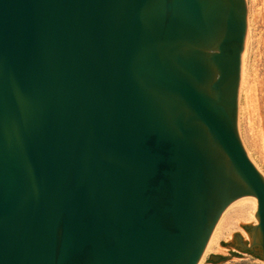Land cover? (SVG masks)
Returning <instances> with one entry per match:
<instances>
[{
	"label": "water",
	"instance_id": "obj_1",
	"mask_svg": "<svg viewBox=\"0 0 264 264\" xmlns=\"http://www.w3.org/2000/svg\"><path fill=\"white\" fill-rule=\"evenodd\" d=\"M245 36V0H0V264H197L240 198L219 244L264 262Z\"/></svg>",
	"mask_w": 264,
	"mask_h": 264
},
{
	"label": "rangeland",
	"instance_id": "obj_2",
	"mask_svg": "<svg viewBox=\"0 0 264 264\" xmlns=\"http://www.w3.org/2000/svg\"><path fill=\"white\" fill-rule=\"evenodd\" d=\"M245 7L246 36L237 98V132L247 157L264 178V0H245ZM231 222L232 228L225 231L218 240L219 251L216 248L217 252H208L202 264H212L206 263L208 256L212 254L229 257V248H224L219 243L230 241L234 233L246 241V248L249 247L248 240L243 236L245 232L238 224L256 225V221L233 219ZM240 256L244 257L243 260H227L224 264H264L246 253H241Z\"/></svg>",
	"mask_w": 264,
	"mask_h": 264
},
{
	"label": "bare ground",
	"instance_id": "obj_3",
	"mask_svg": "<svg viewBox=\"0 0 264 264\" xmlns=\"http://www.w3.org/2000/svg\"><path fill=\"white\" fill-rule=\"evenodd\" d=\"M254 212H255V201L254 200L250 198H240V199H236L232 201L220 215L214 229L212 230V233L210 234V237L203 251V254L198 260L197 264H202L204 256L208 252L215 251V249L217 248L218 240L221 239L225 231L230 230L232 228L231 221L233 219L235 220L236 219H245V220L247 219L249 221L251 220L255 222V220L252 219V214ZM243 236L245 237L246 240H248L245 233L243 234Z\"/></svg>",
	"mask_w": 264,
	"mask_h": 264
},
{
	"label": "flooded vegetation",
	"instance_id": "obj_4",
	"mask_svg": "<svg viewBox=\"0 0 264 264\" xmlns=\"http://www.w3.org/2000/svg\"><path fill=\"white\" fill-rule=\"evenodd\" d=\"M247 245V244H246ZM231 253H233V255L229 258V259H225L224 256H221V258L219 260H217L216 262H212L213 264H224L227 260H243V258L240 257L241 253L234 251L232 249H228ZM227 250V251H228ZM243 253H249L250 255L253 254V252L249 249H245Z\"/></svg>",
	"mask_w": 264,
	"mask_h": 264
}]
</instances>
